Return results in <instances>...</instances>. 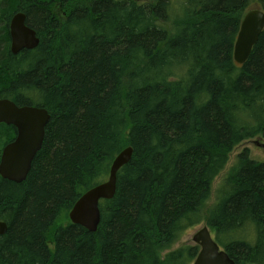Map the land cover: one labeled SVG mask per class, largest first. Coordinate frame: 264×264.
Listing matches in <instances>:
<instances>
[{
  "label": "trees",
  "instance_id": "obj_1",
  "mask_svg": "<svg viewBox=\"0 0 264 264\" xmlns=\"http://www.w3.org/2000/svg\"><path fill=\"white\" fill-rule=\"evenodd\" d=\"M264 0H0V98L46 108L42 149L21 183L0 176V264H190L174 246L202 222L237 264H264V30L234 60L245 13ZM39 45L11 51L17 12ZM35 104V105H34ZM0 123L3 148L16 137ZM134 153L96 232L69 212Z\"/></svg>",
  "mask_w": 264,
  "mask_h": 264
},
{
  "label": "water",
  "instance_id": "obj_2",
  "mask_svg": "<svg viewBox=\"0 0 264 264\" xmlns=\"http://www.w3.org/2000/svg\"><path fill=\"white\" fill-rule=\"evenodd\" d=\"M264 30V11L254 8L248 11L241 23L234 47V60L244 64ZM11 51L18 54L24 49H35L40 38L37 32L26 24V14L17 12L10 22ZM51 115L46 108L39 106H20L8 98H0V123L12 125L17 134L2 151L0 175L15 183L23 182L32 167V163L42 149L46 127ZM244 144L254 145L264 150L261 138L252 139ZM134 149L128 146L114 159L106 181L86 191L69 212L72 223L96 232L101 220L100 202L115 196L118 173L132 159ZM8 225L0 221V234L7 232ZM200 246L193 264H237L216 242L208 226L200 228L193 236Z\"/></svg>",
  "mask_w": 264,
  "mask_h": 264
},
{
  "label": "rangeland",
  "instance_id": "obj_3",
  "mask_svg": "<svg viewBox=\"0 0 264 264\" xmlns=\"http://www.w3.org/2000/svg\"><path fill=\"white\" fill-rule=\"evenodd\" d=\"M260 6L258 4H253L250 8H259ZM259 137H262L261 140L264 141V137L262 135L256 136L253 139H257ZM249 141V140H248ZM247 142V141H246ZM244 143V142H243ZM244 148H249L250 149V155L253 159L259 160V161H264V150H262L261 148H258L254 145H239L238 147H236L234 149V151L232 152L231 156H230V160L226 166V168L224 169V171L216 178V180L214 181L213 184V197H212V201L215 199V192L217 187L219 186L220 182H222L223 178L229 173V171L232 169V167L235 165V162L237 160V156L243 151ZM206 223L202 222L201 224H199L198 226L192 227L191 229H189L182 237V239L174 246V248H178L179 246L182 245H196V243L193 241V236L194 234L203 226H205ZM193 262V261H192ZM192 262L190 264H192Z\"/></svg>",
  "mask_w": 264,
  "mask_h": 264
},
{
  "label": "bare ground",
  "instance_id": "obj_4",
  "mask_svg": "<svg viewBox=\"0 0 264 264\" xmlns=\"http://www.w3.org/2000/svg\"><path fill=\"white\" fill-rule=\"evenodd\" d=\"M35 105V104H34Z\"/></svg>",
  "mask_w": 264,
  "mask_h": 264
}]
</instances>
